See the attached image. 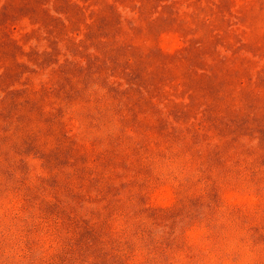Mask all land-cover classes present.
<instances>
[{"label": "rangeland", "instance_id": "374dc122", "mask_svg": "<svg viewBox=\"0 0 264 264\" xmlns=\"http://www.w3.org/2000/svg\"><path fill=\"white\" fill-rule=\"evenodd\" d=\"M0 264H264V0H0Z\"/></svg>", "mask_w": 264, "mask_h": 264}, {"label": "trees", "instance_id": "16d2710c", "mask_svg": "<svg viewBox=\"0 0 264 264\" xmlns=\"http://www.w3.org/2000/svg\"><path fill=\"white\" fill-rule=\"evenodd\" d=\"M161 52V51H160ZM162 53V52H161Z\"/></svg>", "mask_w": 264, "mask_h": 264}]
</instances>
